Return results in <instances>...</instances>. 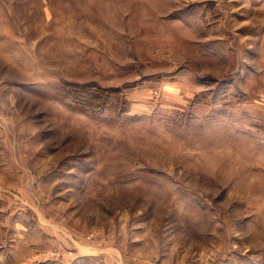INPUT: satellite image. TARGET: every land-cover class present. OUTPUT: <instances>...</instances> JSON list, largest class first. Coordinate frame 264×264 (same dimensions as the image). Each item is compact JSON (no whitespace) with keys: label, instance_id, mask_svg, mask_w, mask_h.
Returning a JSON list of instances; mask_svg holds the SVG:
<instances>
[{"label":"rangeland","instance_id":"1","mask_svg":"<svg viewBox=\"0 0 264 264\" xmlns=\"http://www.w3.org/2000/svg\"><path fill=\"white\" fill-rule=\"evenodd\" d=\"M0 264H264V0H0Z\"/></svg>","mask_w":264,"mask_h":264}]
</instances>
